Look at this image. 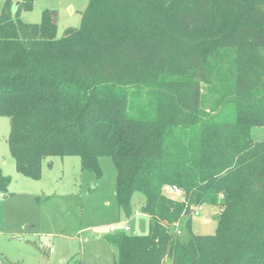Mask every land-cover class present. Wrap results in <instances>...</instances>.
<instances>
[{
    "label": "trees",
    "instance_id": "16d2710c",
    "mask_svg": "<svg viewBox=\"0 0 264 264\" xmlns=\"http://www.w3.org/2000/svg\"><path fill=\"white\" fill-rule=\"evenodd\" d=\"M34 2L0 14L16 169L38 179L48 157L78 155L100 176L110 156L120 208L140 192L150 217L148 234L107 236L114 264H264V0H89L60 37L56 10L21 18ZM10 183L0 167L2 195ZM202 205L220 206L210 235L192 229Z\"/></svg>",
    "mask_w": 264,
    "mask_h": 264
},
{
    "label": "rangeland",
    "instance_id": "374dc122",
    "mask_svg": "<svg viewBox=\"0 0 264 264\" xmlns=\"http://www.w3.org/2000/svg\"><path fill=\"white\" fill-rule=\"evenodd\" d=\"M5 1L0 0V14ZM88 1L35 0L33 9L22 11L21 18L40 23L46 8L56 10L60 37L66 29L80 26ZM203 91L210 100L208 91ZM10 129V118L0 115V167L11 176L9 195L0 191V264H114L118 250L107 236L126 231L127 225L129 234L149 233L150 217L142 211V193L134 194L130 216L120 208L117 170L110 156H100V176L84 169L78 155L50 156L42 165L40 178L32 179L16 169L7 142ZM255 133L264 138V128L254 129ZM202 206L195 209L199 215H191L192 229L210 235L217 228L220 206ZM187 219L179 224L182 233L178 236L187 235Z\"/></svg>",
    "mask_w": 264,
    "mask_h": 264
},
{
    "label": "built area",
    "instance_id": "2783aa9c",
    "mask_svg": "<svg viewBox=\"0 0 264 264\" xmlns=\"http://www.w3.org/2000/svg\"><path fill=\"white\" fill-rule=\"evenodd\" d=\"M168 191H169L170 193L176 194L177 196H180V195L183 193V190L180 189V188H178L177 186H170V187L168 188ZM194 214H195V215H199V214H200V211H199V210H195V211H194ZM110 228H111V230H113V231L116 230V227H115L114 225H111ZM129 229H130V226H129V225L125 226V230H126V231L129 230ZM173 232H174L176 235H179V234L182 233V230H181L180 228H178V226H177L176 228H174ZM51 250H53V248H51Z\"/></svg>",
    "mask_w": 264,
    "mask_h": 264
},
{
    "label": "water",
    "instance_id": "95a60500",
    "mask_svg": "<svg viewBox=\"0 0 264 264\" xmlns=\"http://www.w3.org/2000/svg\"><path fill=\"white\" fill-rule=\"evenodd\" d=\"M21 0H19L18 2H15V7L18 6L20 4Z\"/></svg>",
    "mask_w": 264,
    "mask_h": 264
}]
</instances>
